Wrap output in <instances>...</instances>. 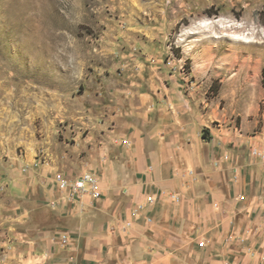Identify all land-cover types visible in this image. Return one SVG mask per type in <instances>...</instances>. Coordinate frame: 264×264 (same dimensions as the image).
<instances>
[{
  "label": "rangeland",
  "instance_id": "374dc122",
  "mask_svg": "<svg viewBox=\"0 0 264 264\" xmlns=\"http://www.w3.org/2000/svg\"><path fill=\"white\" fill-rule=\"evenodd\" d=\"M173 76L214 128H264V0H0V264L50 223L58 174L127 154L136 99Z\"/></svg>",
  "mask_w": 264,
  "mask_h": 264
},
{
  "label": "crops",
  "instance_id": "0c3cea01",
  "mask_svg": "<svg viewBox=\"0 0 264 264\" xmlns=\"http://www.w3.org/2000/svg\"><path fill=\"white\" fill-rule=\"evenodd\" d=\"M180 80L139 94L100 197L53 206V188L50 223L22 232L9 264H264V128H214Z\"/></svg>",
  "mask_w": 264,
  "mask_h": 264
},
{
  "label": "built area",
  "instance_id": "2783aa9c",
  "mask_svg": "<svg viewBox=\"0 0 264 264\" xmlns=\"http://www.w3.org/2000/svg\"><path fill=\"white\" fill-rule=\"evenodd\" d=\"M254 153L257 152L254 151ZM257 155H260L261 158L264 159V154L261 155L257 153ZM55 178L56 190L61 195V198L59 197L53 200V206L64 205V197L67 199H73L74 197L80 200L83 197L98 199L101 195L98 181L96 177L90 173H83L76 178H69L58 174ZM152 201V197L147 198L148 203ZM148 222H151V220L148 219ZM59 237L61 243L66 245L68 242V233H62Z\"/></svg>",
  "mask_w": 264,
  "mask_h": 264
},
{
  "label": "bare ground",
  "instance_id": "6f19581e",
  "mask_svg": "<svg viewBox=\"0 0 264 264\" xmlns=\"http://www.w3.org/2000/svg\"><path fill=\"white\" fill-rule=\"evenodd\" d=\"M232 39L234 40H241V41H244V42H249L250 39L247 38V37H242L240 34H232L231 35Z\"/></svg>",
  "mask_w": 264,
  "mask_h": 264
}]
</instances>
